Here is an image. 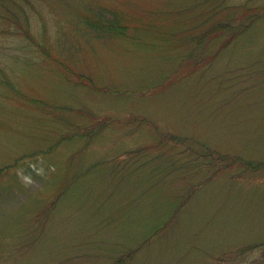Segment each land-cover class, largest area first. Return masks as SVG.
Masks as SVG:
<instances>
[{
	"label": "rangeland",
	"instance_id": "1",
	"mask_svg": "<svg viewBox=\"0 0 264 264\" xmlns=\"http://www.w3.org/2000/svg\"><path fill=\"white\" fill-rule=\"evenodd\" d=\"M19 2L0 20V264H264V16L198 48V0ZM260 6L227 0L214 24Z\"/></svg>",
	"mask_w": 264,
	"mask_h": 264
},
{
	"label": "trees",
	"instance_id": "2",
	"mask_svg": "<svg viewBox=\"0 0 264 264\" xmlns=\"http://www.w3.org/2000/svg\"><path fill=\"white\" fill-rule=\"evenodd\" d=\"M226 5H227V0H198L196 7L202 12V14L200 15V17L204 18L202 23H212L207 29H205L203 32L199 34V37H197L198 38L197 39L198 48L202 46L205 47L209 45V43L212 44L213 41H211V39H215V38L219 39L221 37L228 36V40H226L225 44L223 45V47L225 48L229 43H231V41H233L238 36L245 33V31L252 24H254L256 21H258L260 18L264 16V6H260L256 11H250L249 9L251 8L248 7V10L246 11V14L244 15L242 19V23H240L238 26V29L233 32V30L235 29L234 22L227 21L224 23V25L220 23L214 24L216 21H220V20H217V18L219 16V13L222 10L226 9ZM247 5L248 3L245 4V6ZM12 6L17 8L21 13L24 11V10H21L23 5L20 4L19 0H0V20L2 19L6 21L12 20L14 22V20L19 19L18 18L19 16L16 14L15 8L13 9L14 11H12L11 9ZM24 13L26 14L25 11ZM26 15H28V13ZM112 17H113L112 19H115L118 16L113 15ZM105 18L106 16L102 15V16H99V18L97 19L95 18L94 20L91 18H86V20H90L88 24L92 26V28H102V27H106L108 23H110L108 22L107 18L106 19ZM112 21L114 20H111V22ZM118 22L120 21H115L111 25H108L110 26L109 30L122 29L123 26L119 25ZM6 28H5V31L0 30V38L7 37L8 31H6ZM117 30L111 31V32L114 33V32H117ZM26 31L27 30L25 29V32ZM119 33L124 34V31L121 30ZM16 35L14 37H18ZM30 35L32 36V34ZM30 40L34 41V37H32ZM30 45L32 46L31 42H30ZM0 68L2 69L0 71V74L7 76L4 73L3 68L2 67ZM80 83L83 84L84 82L81 81ZM34 101L35 103L37 102V100H34ZM38 108L39 109L41 108V103L39 104ZM42 110L50 111V112L52 111V109L47 110V105L45 104H43Z\"/></svg>",
	"mask_w": 264,
	"mask_h": 264
}]
</instances>
